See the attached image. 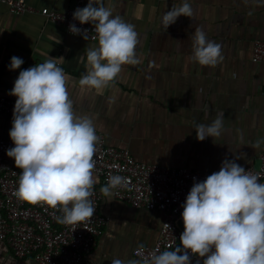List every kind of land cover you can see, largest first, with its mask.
Masks as SVG:
<instances>
[{
  "label": "crops",
  "instance_id": "1",
  "mask_svg": "<svg viewBox=\"0 0 264 264\" xmlns=\"http://www.w3.org/2000/svg\"><path fill=\"white\" fill-rule=\"evenodd\" d=\"M42 8L65 11L76 0H27ZM97 0H93L96 3ZM135 26L138 65H124L108 87H81L89 70L86 52L98 39L85 40L62 23L38 12L17 13L0 0V97L9 93L20 71L56 59L68 77V91L77 116L88 117L108 144L129 149L137 160L196 170L221 169L225 159L242 167L260 165L264 142V61L253 60L254 43L264 40L261 0H187L192 18L181 16L165 28L162 18L184 0H101ZM89 0H84V7ZM95 6V5H94ZM207 39L222 45L223 60L200 65L193 58L196 27ZM24 63L10 70L12 57ZM63 58V59H62ZM224 113L219 137L197 138L198 124L210 125ZM13 120L0 113V140L11 139ZM5 160L15 165L5 153ZM16 166V165H15ZM97 183L106 186L94 171ZM264 183V181H263ZM100 211L109 217L90 257L108 264L119 258L140 260L137 248L154 245L165 219L162 209L137 207L112 195L101 199ZM203 262L204 258L198 257ZM0 264H35L16 257L0 239Z\"/></svg>",
  "mask_w": 264,
  "mask_h": 264
},
{
  "label": "clouds",
  "instance_id": "2",
  "mask_svg": "<svg viewBox=\"0 0 264 264\" xmlns=\"http://www.w3.org/2000/svg\"><path fill=\"white\" fill-rule=\"evenodd\" d=\"M193 15V8L184 0L164 13L162 23L168 28L179 17ZM74 19L93 24L98 38V46L86 52L89 70L79 80L82 88L101 91L115 81L124 65L140 63L135 26L113 16L101 0H89L86 7L74 12ZM69 30L89 39L87 30L81 32L75 24ZM191 39L193 58L200 65L214 67L223 60L222 45L207 39L201 27H196ZM23 63L21 58L12 57L10 70ZM9 94L17 100L10 130L15 147L7 150V155L22 170L14 195L61 211L63 216L57 219L62 224L91 218L96 211L91 197L97 183L94 157L99 137L90 118L75 114L67 75L50 57L20 71ZM223 121L221 112L210 125L198 124V140L219 137ZM262 142L256 141L252 147L258 148ZM127 184L126 177L112 175L101 192L110 196L112 189ZM182 218V247L128 260L127 264H191L189 253L204 258L203 264H264V183L235 160L225 159L218 172L194 183ZM112 264L125 261L115 258Z\"/></svg>",
  "mask_w": 264,
  "mask_h": 264
},
{
  "label": "built area",
  "instance_id": "3",
  "mask_svg": "<svg viewBox=\"0 0 264 264\" xmlns=\"http://www.w3.org/2000/svg\"><path fill=\"white\" fill-rule=\"evenodd\" d=\"M2 1L14 12H38L49 20L64 24L69 32L70 25L75 24L81 32L87 30L89 39H98L93 24H81L74 19V12L84 8V0H76L65 11L46 6L39 8L27 0ZM252 58L255 61H264V40L255 41ZM16 100L14 97H0V113L13 120ZM95 131L99 137L94 157L95 172L100 175L103 183L107 185L112 175L126 177V187L112 189L117 198L137 207L162 209L165 213L157 242L137 248L135 254L143 257L182 247V212L187 195L194 183L203 182L219 169L204 171L142 162L129 149L108 144L105 135L97 129ZM13 147L15 145L11 139L0 140V239L7 241L16 257L30 256L35 264H108L92 259L89 255L109 222V217L100 211L103 197L101 188L94 186L91 199L96 211L91 218L73 225L62 224L57 219L63 216L61 211L46 204L33 205L14 195L22 170L5 160V153ZM244 168L257 174L259 182L263 183L264 153L261 154L260 165ZM189 255L191 264H203L196 255Z\"/></svg>",
  "mask_w": 264,
  "mask_h": 264
},
{
  "label": "trees",
  "instance_id": "4",
  "mask_svg": "<svg viewBox=\"0 0 264 264\" xmlns=\"http://www.w3.org/2000/svg\"><path fill=\"white\" fill-rule=\"evenodd\" d=\"M183 227H184V223H183Z\"/></svg>",
  "mask_w": 264,
  "mask_h": 264
}]
</instances>
